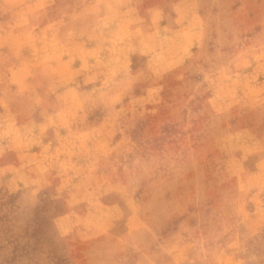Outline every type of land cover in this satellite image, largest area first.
<instances>
[{
	"label": "rangeland",
	"instance_id": "obj_1",
	"mask_svg": "<svg viewBox=\"0 0 264 264\" xmlns=\"http://www.w3.org/2000/svg\"><path fill=\"white\" fill-rule=\"evenodd\" d=\"M0 264H264V0H0Z\"/></svg>",
	"mask_w": 264,
	"mask_h": 264
},
{
	"label": "crops",
	"instance_id": "obj_2",
	"mask_svg": "<svg viewBox=\"0 0 264 264\" xmlns=\"http://www.w3.org/2000/svg\"><path fill=\"white\" fill-rule=\"evenodd\" d=\"M181 1H182V0H181ZM155 9H158L157 6H155V5H154V6H151V7L149 8V10H155ZM156 11H157V10H156ZM150 12H151V11H150ZM157 12H158V11H157ZM160 14H161V13H160ZM109 16H110V14L107 13V14H105L103 17H109ZM157 16H158V14L155 16V13L153 14V11L151 12V17H150V18H151V20H153L154 23H155L156 21H158V20H157ZM111 17H112V16H111ZM159 20L164 21L163 16H161ZM166 25H167V24H166ZM173 25H175L174 22H173ZM130 28H131V30H132V29L136 30V29H137V23H136L134 26L130 27ZM174 30L177 31V30H179V29L176 28V29H174ZM181 31H182V30H181ZM142 42H143V41H142ZM139 47L141 48V46H137V49H140Z\"/></svg>",
	"mask_w": 264,
	"mask_h": 264
}]
</instances>
